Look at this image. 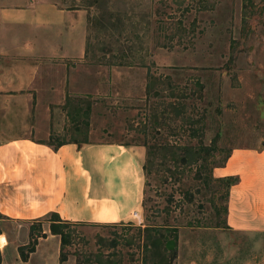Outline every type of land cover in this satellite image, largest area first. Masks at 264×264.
I'll return each instance as SVG.
<instances>
[{"label": "rangeland", "instance_id": "obj_1", "mask_svg": "<svg viewBox=\"0 0 264 264\" xmlns=\"http://www.w3.org/2000/svg\"><path fill=\"white\" fill-rule=\"evenodd\" d=\"M54 1L86 22L84 57L48 67L40 80L45 88L52 77L70 78L60 138L153 149L145 223L178 228L171 264H264V233L228 227L227 189L215 173L234 148H264V0ZM37 102L47 128L54 101ZM54 219L0 220V244L8 238L29 257L38 250L34 264H46L55 245L44 242L52 232L43 236V222ZM140 228L73 225L66 264H97L100 249L102 264L167 263L156 249L141 262Z\"/></svg>", "mask_w": 264, "mask_h": 264}, {"label": "crops", "instance_id": "obj_2", "mask_svg": "<svg viewBox=\"0 0 264 264\" xmlns=\"http://www.w3.org/2000/svg\"><path fill=\"white\" fill-rule=\"evenodd\" d=\"M81 12L54 0H0V220L33 224L56 214L75 224L145 227L146 147L60 138L70 122L64 109L74 96L68 94L70 78L52 77L41 87L48 67H67L65 59L84 57ZM42 96L54 101L47 128L37 121L40 103H33ZM215 173L240 178L229 190L228 227L264 233V148H234ZM45 225L48 234L50 224ZM43 240L55 245L46 264L71 262L70 256L61 263L58 235ZM0 251L1 264H34L38 252L23 261L8 238Z\"/></svg>", "mask_w": 264, "mask_h": 264}, {"label": "trees", "instance_id": "obj_3", "mask_svg": "<svg viewBox=\"0 0 264 264\" xmlns=\"http://www.w3.org/2000/svg\"><path fill=\"white\" fill-rule=\"evenodd\" d=\"M145 146V145H144ZM151 152H153V149L151 147H148L147 150V156H146V164L144 166L145 174H146V186L148 185V175H149V168L148 164L151 163L150 156ZM230 156V155H229ZM229 158V157H228ZM220 182H222L225 185V188L227 189V195L226 198L228 200L229 197V190L233 185H236L240 182V178L238 176H230L225 177L224 179H220ZM144 210L147 211V199H146V192H145V200H144ZM145 222L147 221V212H145ZM225 213H228V207L225 208ZM53 218H56L52 221L50 225V231L53 235H58L61 237V262H65L68 259V255L65 253V247L68 246L71 243V240L73 238V235L70 231V228L73 225H79L75 223L70 222H63L62 219L56 215L52 214L50 215ZM133 225V224H130ZM97 226H103V225H97ZM106 226H114L115 224H110ZM171 225H158V224H146L144 228L138 229V234L136 237L139 239V249L141 250L142 256H141V262H149V254L151 252H154L153 249H156V254L160 256L161 258L166 255L167 263L161 260L163 262L162 264H171V260L176 257L177 254V235L176 230L178 228ZM1 233V231H0ZM33 235V234H32ZM43 232V236H44ZM40 236L36 237L35 239L39 238ZM34 238V237H32ZM37 240H34L31 242L32 246L30 248V252H33L35 250V243ZM168 253V255H167ZM20 255L23 261H28L29 254H26L23 251V248H20ZM104 252L103 250H98L97 255L94 260H96L95 263L102 264L101 259H104ZM1 251H0V264H1ZM89 263H94L90 258H88ZM93 259V258H92ZM120 264V263H119ZM153 264H160L158 262L153 261Z\"/></svg>", "mask_w": 264, "mask_h": 264}]
</instances>
